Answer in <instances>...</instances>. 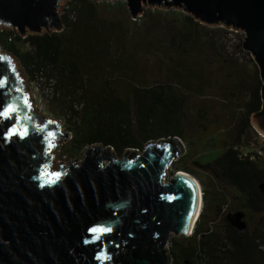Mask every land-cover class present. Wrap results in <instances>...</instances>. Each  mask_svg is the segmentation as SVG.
<instances>
[{"label":"trees","instance_id":"16d2710c","mask_svg":"<svg viewBox=\"0 0 264 264\" xmlns=\"http://www.w3.org/2000/svg\"><path fill=\"white\" fill-rule=\"evenodd\" d=\"M114 3L68 0L63 29L25 35L0 29V44L52 108L72 114L71 154L102 143L120 156L169 137L187 140L193 120L201 141L217 136L220 154L204 165L216 181L200 179L188 153L172 164V176L188 172L203 191L194 232L171 241L172 264H264V141L250 122L262 107V81L243 33L153 9L127 25L105 17ZM154 71L165 73V82L152 84ZM219 117L222 130L215 127ZM240 211L244 231L231 221Z\"/></svg>","mask_w":264,"mask_h":264},{"label":"water","instance_id":"95a60500","mask_svg":"<svg viewBox=\"0 0 264 264\" xmlns=\"http://www.w3.org/2000/svg\"><path fill=\"white\" fill-rule=\"evenodd\" d=\"M61 1L0 0V24L20 35L59 31ZM126 5L133 20L145 6L174 7L202 24L242 32L243 49L262 81V107L250 122L264 138V0H126ZM0 58V110L15 109L13 120L0 121V264H172V237L192 235L203 206L196 177L177 171L166 178L185 153L182 139L150 142L141 154L129 149L120 160L110 145L86 146L81 164H76L80 155L67 166L60 162L59 181L47 186L50 152L70 135L61 134L60 122L37 109L33 114V107L29 111L17 63L6 54ZM14 123L24 138L6 140ZM259 189L264 194V183ZM231 221L247 229L244 212ZM94 227L111 232L93 242L96 234L88 230ZM101 252L111 259H95Z\"/></svg>","mask_w":264,"mask_h":264},{"label":"rangeland","instance_id":"374dc122","mask_svg":"<svg viewBox=\"0 0 264 264\" xmlns=\"http://www.w3.org/2000/svg\"><path fill=\"white\" fill-rule=\"evenodd\" d=\"M67 1L68 0H62L60 3L61 8L59 10V13H60L61 17H62L61 11H63V6L65 5V3ZM99 1H106L107 3L115 1V3L113 5L107 4L108 6L105 7V9H104L105 17H107L109 19L115 17L116 19L121 20L125 24L131 25V20H133V19H131L130 12H129L128 7L126 5V0H99ZM144 9H147V10L153 9V10H158L160 12L166 13V16L169 19H177L176 13H174V11L185 13L182 9H178V8H174V7H169L167 9V8H162V7L158 8V7H152V6H145ZM171 9H173V10H171ZM185 14H187V13H185ZM141 16H142V14H141ZM176 23H179V21H177ZM207 26H209V25H207ZM217 26H220V25H217ZM211 27H216V26H211ZM0 29L11 30L13 28L9 27V26L6 27L5 25L0 24ZM54 31L55 30H52L51 32H54ZM16 32L18 33V31H16ZM235 32L239 35L242 33L240 31H235ZM26 34H29V32ZM0 53L9 55L10 58L14 59L13 62L17 63L16 69L21 71V73H22L21 78L25 81V87L27 89V90H24V92L28 93L29 98L32 100V102H31L32 107H33L32 113L33 112L36 113V109H37V114L44 115L45 119L48 118V119L60 122V125L62 128L61 134L69 133V135H70L69 140L59 144V147H58L59 150L58 151L53 150L52 152H50V155H52V154L54 155V158L51 160L50 170L51 171L53 170L55 172H59V170H60L59 163L60 162H62L63 166H67L68 162L74 161L79 155L80 156H79L76 164L80 165L81 162L83 161L84 157H85L84 152L82 153L83 150L78 155L77 154H71L68 150V148L70 146L71 139H72V133L69 129V126H70L69 121L71 120L72 123L74 121L72 114L69 111L63 113V112H61V110H57V109L52 108L50 106V104H48V102H47V97H45L42 94L41 87L36 83L30 82L26 72L21 67V64L19 63L18 59L14 55H12L11 53L7 52L2 47L1 44H0ZM165 79H166L165 73L159 74V73H156V71H154L151 83L153 84L154 81L165 82ZM208 95H212V94L208 93ZM81 107H82V105L76 106L78 111L81 110ZM212 108L216 109V105L213 103H212ZM213 111L214 110H211V115H212ZM217 112H218V110H217ZM213 118H214L213 115L211 117H209L210 120H212ZM224 120L225 119H223L222 117L217 118V124H215V127L217 129L222 130L224 127ZM196 125H197L196 121L193 120L192 126L191 125L188 126L187 140H183V147L185 150L184 155L186 153H188L187 154L188 155L187 160L189 163V167L197 173V175L200 177V179H203V180L210 183L211 180L216 181L217 179L213 178L212 173H210V171H207L204 168V165H208L211 162H213L214 159L217 158V156L220 154L218 148L216 147L217 136H213L210 139H208L207 141H201L199 128ZM262 141H264V138H262ZM95 145H101V144H95ZM135 150H137V149H135ZM190 151H197V155L194 156L192 154H189ZM138 154H141V152H139V150H138ZM122 158H123V155L119 156L114 152V159L115 160H117V159L120 160ZM171 171H172V165H171L170 169L168 170L167 177H166L167 179H170L172 177ZM256 218L257 217H255V220H256ZM175 237L176 236H173L171 240H173Z\"/></svg>","mask_w":264,"mask_h":264},{"label":"snow or ice","instance_id":"6c2138e0","mask_svg":"<svg viewBox=\"0 0 264 264\" xmlns=\"http://www.w3.org/2000/svg\"><path fill=\"white\" fill-rule=\"evenodd\" d=\"M2 59V58H0ZM27 107H31L30 104H26ZM15 113V109L11 106V105H7L3 110H0V121L3 120H13V114ZM17 122L19 120V117L16 118ZM13 128H16L15 123L13 124ZM13 128H8L7 129V134L5 135V139H11L12 136H17L20 139H23V135L20 134V129L16 128L15 131H13ZM26 134V131H25ZM61 176V173L59 172H55V171H51L49 170L46 173V179L50 177V179H48V185L47 186H52V184H55L59 181ZM42 187L44 186L43 184L41 185ZM89 234H96L94 236V240L93 242H95V240L100 239L101 236L110 233L111 229L110 228H104V227H94L88 230ZM85 243H88V241H85ZM104 257V259H111V257L107 256L105 253L101 252L99 255H97L95 257V259H97L98 261L101 260V257Z\"/></svg>","mask_w":264,"mask_h":264},{"label":"bare ground","instance_id":"6f19581e","mask_svg":"<svg viewBox=\"0 0 264 264\" xmlns=\"http://www.w3.org/2000/svg\"><path fill=\"white\" fill-rule=\"evenodd\" d=\"M33 114H34V112H33ZM53 150H51V152H52ZM201 211H202V208L199 210V212L201 213ZM200 215V214H199ZM198 218H199V216H198ZM198 218H197V220H198ZM197 222V221H196Z\"/></svg>","mask_w":264,"mask_h":264},{"label":"built area","instance_id":"2783aa9c","mask_svg":"<svg viewBox=\"0 0 264 264\" xmlns=\"http://www.w3.org/2000/svg\"><path fill=\"white\" fill-rule=\"evenodd\" d=\"M61 6V5H60ZM61 8V7H60ZM62 13H63V11H61ZM62 13H61V15H62ZM60 14V13H59Z\"/></svg>","mask_w":264,"mask_h":264}]
</instances>
